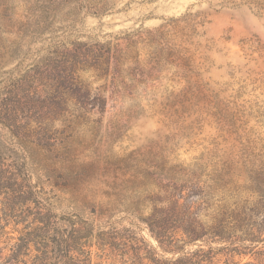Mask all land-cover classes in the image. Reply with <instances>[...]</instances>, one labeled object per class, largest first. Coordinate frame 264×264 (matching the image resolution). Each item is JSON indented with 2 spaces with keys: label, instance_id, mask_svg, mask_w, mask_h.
<instances>
[{
  "label": "rangeland",
  "instance_id": "1",
  "mask_svg": "<svg viewBox=\"0 0 264 264\" xmlns=\"http://www.w3.org/2000/svg\"><path fill=\"white\" fill-rule=\"evenodd\" d=\"M222 1L0 0V264H65L62 253L51 247L45 263L40 252L30 251L24 263L12 252L13 243L35 225L32 218L42 199L59 195L53 184L64 185L44 169L43 155L54 144L81 161L96 158L98 166L88 172L102 173L99 197L108 194L104 202L116 198L122 203L116 202L109 218H80L71 225L78 230L76 246L84 252L77 251L70 264H155L147 258L141 263L133 251L124 253L133 245L162 261L177 256L163 253L133 214L132 208L144 203L143 216L148 215L164 194L151 185L158 174H138L135 162L184 178L167 189L183 187L187 203L201 196L191 218L209 225L217 216L206 205L204 180L211 165L238 164L235 170L247 176L255 167L241 163L264 156V9ZM183 16L201 23L183 30L190 59L178 67H166L154 73L155 79L130 87L128 78L122 86L110 79L104 85L94 71H80L92 94L108 97L102 114H84L94 96L80 101L73 88L44 74L68 52L77 56L110 36L157 29ZM62 91L71 94L67 103L53 99ZM46 226L51 240L70 230L66 221L52 218ZM33 231L34 241L44 238L43 230ZM105 243L111 246L102 250Z\"/></svg>",
  "mask_w": 264,
  "mask_h": 264
},
{
  "label": "trees",
  "instance_id": "2",
  "mask_svg": "<svg viewBox=\"0 0 264 264\" xmlns=\"http://www.w3.org/2000/svg\"><path fill=\"white\" fill-rule=\"evenodd\" d=\"M222 2L264 9V0H223ZM197 19L184 16L169 18L157 29L134 30L125 32L119 37L110 36V39L98 48L92 47L86 52H78L77 56L71 52L66 53L65 58L49 69L46 68L44 74L55 80L54 83H58L59 86L73 88L74 96L78 95L80 101L94 96L95 101L89 102L90 108L83 110L84 114L98 112L102 114L109 103L108 97L101 95V92L92 94L90 82L83 81L80 71H94L95 76L104 81V85L110 79L111 83L116 82L122 86L125 85L126 78L130 83L128 87L138 80L147 83L155 79L154 73H159L166 67H178L180 61L190 59L185 57L188 50L182 45L186 41L183 40V30L201 23ZM81 62L83 63L80 64ZM137 76H140L139 79L136 78ZM69 96L70 93L62 91L58 97L54 92L53 99L59 98L63 103H67ZM53 146L54 148L47 149L46 154L43 155L44 169L48 178H52L49 176L50 172L56 174L54 178H62L64 185L57 187L59 183L53 184L59 190V195L42 199L41 209L35 212L32 218L35 225L29 226L31 231L28 230L19 239L22 240L21 242L13 243L12 252L17 259L21 258L19 261L23 263L22 258L30 251L40 252L41 262H47L51 247L62 253L61 257L66 259L65 264H70L77 251L84 252V249L81 251L82 248L76 246L74 233L78 230L71 225L80 218L92 222L109 218L110 211L116 210L118 206L116 202L122 204L116 198L104 202L102 199L104 196L99 197L102 173L88 172L89 169L98 166L96 158L94 160L89 157L90 160L81 161L72 153H60L56 150L55 144ZM258 155L255 157L258 162L247 160L248 162L241 163L240 167L244 165L255 167L248 170L253 174L248 172L247 176L240 174L241 168L235 170L238 164L224 162L219 164L220 166L217 164L218 167L213 166L216 164L211 165V168L213 167L211 173L207 175V180H204L207 189L205 190L206 205L208 209L216 211L217 216L209 219V225L195 217L191 218L195 212L192 211L193 208L201 202L199 194L195 201L187 203L182 194L183 187L177 191L167 189L170 185H173V188L177 187L178 182L185 181L184 178L164 173L163 168L158 169L150 165L141 167L140 163L135 162L134 169L138 174H158L160 179L154 180L151 185L159 193L164 194L157 196L148 215L143 216L146 205L144 203L132 208L133 214L137 220L145 223L149 233L157 241V247L163 253L177 254V256L162 261L142 255V248L134 245L126 247L124 253L133 251L134 256L141 263L147 258L155 264H264V162L260 161L264 156ZM151 169L153 171L150 172ZM165 180L167 183L162 185L161 181ZM239 181L242 182L238 183ZM107 196L108 194L104 198ZM215 197H217L215 202L210 203ZM72 217L75 219L71 220ZM51 218L69 224L70 230L68 234L65 233V237L55 240L47 237L49 229L46 225ZM35 229H41L45 234L44 238L37 242L32 238L34 237L32 235L36 234L33 231ZM37 243L40 247H37ZM190 245L195 247L185 251V247ZM106 246L111 244L105 243L102 250H105Z\"/></svg>",
  "mask_w": 264,
  "mask_h": 264
}]
</instances>
